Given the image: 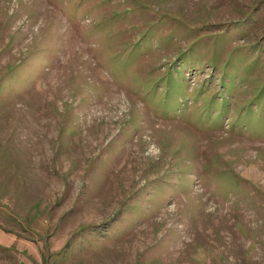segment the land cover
Segmentation results:
<instances>
[{"label":"rangeland","instance_id":"374dc122","mask_svg":"<svg viewBox=\"0 0 264 264\" xmlns=\"http://www.w3.org/2000/svg\"><path fill=\"white\" fill-rule=\"evenodd\" d=\"M0 264H264V0H0Z\"/></svg>","mask_w":264,"mask_h":264}]
</instances>
